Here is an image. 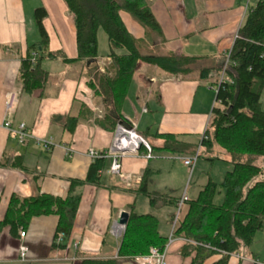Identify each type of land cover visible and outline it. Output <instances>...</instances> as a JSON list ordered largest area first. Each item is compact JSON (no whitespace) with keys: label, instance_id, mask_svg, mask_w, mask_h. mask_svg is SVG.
<instances>
[{"label":"crops","instance_id":"0c3cea01","mask_svg":"<svg viewBox=\"0 0 264 264\" xmlns=\"http://www.w3.org/2000/svg\"><path fill=\"white\" fill-rule=\"evenodd\" d=\"M190 1L193 0H151L149 5L163 38L156 48L147 52L164 49V54L207 58L208 64L217 65L231 52L254 0H199V7L196 8V4L192 17L188 18ZM39 8L47 12L43 24L49 36V52H62L68 59L78 56L75 23L63 0H0V220L4 219L13 196L24 199L40 192L68 197L71 181H85L88 177L93 164L89 151H108L115 138V132L105 131L92 121H83L70 137L55 122L58 117L77 114L79 103L95 111L82 64L46 58L42 68L49 74V79L44 89L32 94L25 92L19 73L30 48L41 41L35 21V12ZM130 23L138 31V37L124 22L128 31L136 40L142 41L146 30L137 22ZM109 53L99 54L98 65L102 70L111 64ZM215 82L213 78L202 81L199 72L176 76L141 63L123 106V114L153 146L160 148L162 142L152 136L171 134L203 154L201 144L215 107ZM12 93L17 95L18 104L15 111L9 113L7 96ZM6 121L15 125L25 123L33 137L20 144L4 128ZM39 140L53 142L54 146L47 151ZM223 155L218 151L211 159H223ZM17 157L23 158L25 171L12 167L11 163ZM157 160L142 156L123 159L122 171L130 177L128 182L110 174L111 164L107 160L100 186L85 185L75 190L82 201L66 251L52 249L59 218L53 215L39 217L32 219L23 240L19 235L14 237L8 229L0 232V264H81L87 258H115L118 264H138L136 260L117 257L125 233L116 234L115 227L126 205L138 197L130 189L138 188L144 172L150 169L154 176L161 173ZM179 201L177 199L176 204ZM21 243L29 249L26 263L17 257ZM181 247V242L171 247L169 264L192 263V258L183 259ZM66 257L71 261H57ZM219 258L215 255L206 264H213ZM255 258L261 260L253 243L248 255H233L228 264H253Z\"/></svg>","mask_w":264,"mask_h":264},{"label":"trees","instance_id":"16d2710c","mask_svg":"<svg viewBox=\"0 0 264 264\" xmlns=\"http://www.w3.org/2000/svg\"><path fill=\"white\" fill-rule=\"evenodd\" d=\"M73 17L78 47V56L68 59L62 52H49V36L44 28L47 12L39 8L35 21L41 41L30 48L22 61L19 80L27 94L44 89L49 74L42 68L44 59H61L66 64H82L87 86L92 91L94 102L100 103L105 116L93 121L94 111L79 103L77 114L67 118L58 117L65 134L73 137L83 121H92L108 132H115L119 124L131 128L132 124L123 114L134 75L141 63L157 67L170 75H190L199 72L200 79L217 81L225 70L230 83H224L216 91L215 107L201 147L206 153L216 147L226 155L221 160L232 168L227 172L221 187L225 190L222 205H215L218 185L210 180L196 199L188 198L182 207L174 230L175 243L181 242L180 253L192 258L191 264H206L213 256H220L213 264H228L231 256L249 250L258 233L264 231V0L250 8L246 20L231 50L230 60L224 58L217 65L208 64L207 58L189 57L167 53L156 55L141 53V47L162 41V30L149 5L150 0H63ZM127 13L146 30V37L136 40L122 20ZM105 32L109 45L111 64L104 71L99 63L100 30ZM33 54L37 58L33 61ZM226 67V68H225ZM216 85V82H215ZM153 139L162 146H153V153H169L192 156L196 147L171 134H155ZM203 154L200 153V158ZM106 159L93 161L85 181L72 180L68 197L60 198L43 193L20 199L13 196L8 204L0 232L8 229L17 237L25 232L32 219L57 216L59 223L52 249L66 251L67 241L75 228L82 198L75 194L78 187L100 186L101 173ZM12 167L25 171L23 158L17 157ZM154 172L147 169L137 189H130L136 196H146L152 207L161 209L172 205L177 208V199L157 192L149 186ZM1 202V199H0ZM126 232L122 237L118 258L135 260L146 257L152 248L163 250L169 241L159 232L157 217L139 215L130 208ZM176 214L172 216L175 221ZM173 224V223H172ZM64 236L63 243L57 240ZM174 243V244H175ZM173 244V245H174ZM172 245V246H173ZM171 246V247H172ZM170 247V250H171ZM169 250V253H170ZM169 260V255H168ZM81 264H118L114 259L87 258Z\"/></svg>","mask_w":264,"mask_h":264},{"label":"rangeland","instance_id":"374dc122","mask_svg":"<svg viewBox=\"0 0 264 264\" xmlns=\"http://www.w3.org/2000/svg\"><path fill=\"white\" fill-rule=\"evenodd\" d=\"M260 0H254L251 4V7H255ZM188 5V18L192 17L193 11L199 7V0L190 1ZM151 0L149 1V4ZM190 9V10H189ZM123 20L128 27V29L136 37H138V31L131 25L130 21L136 24V21L132 16L127 13H123ZM99 41V54L105 56L109 53V45L105 32L102 30L98 33ZM156 42L155 45L150 46L151 49L156 48L159 45ZM164 49H159L153 51V54L164 55ZM141 53L146 54L147 49L141 47ZM215 92H213L215 97ZM262 109L264 110V92L262 96ZM92 108L95 110L92 120L101 121L104 116V109L100 103H93ZM216 152H221L224 154L219 147H216ZM216 152L206 153L203 152V157L198 159V162L195 166L194 172L191 174L190 170L183 165L182 161L177 160L178 156L169 154V153H154V156L158 159L156 163L160 164L161 173L153 176L149 191L158 192L161 194H168L175 199H181L184 194H187L190 199H196L200 191L208 185V183L213 181L218 185L217 195L215 197V205H222L225 197V190L221 187L224 182V179L227 175V172L232 168L226 162L217 160L212 164L208 159L215 157ZM225 155V154H224ZM223 155V156H224ZM190 157V156H189ZM226 158V155H225ZM223 158V159H225ZM176 159V160H175ZM111 164V160L109 161ZM134 207V210L139 215H148L151 214L158 218L159 220V232L164 237H170L173 228V218L174 214L178 213V209L175 206L168 205L161 209H156L151 206L150 200L146 196H138L132 198V201L126 205L125 213L130 211V208ZM254 251L257 255L261 257V260H264V231L259 233L254 241ZM249 250H243L241 255H248Z\"/></svg>","mask_w":264,"mask_h":264},{"label":"built area","instance_id":"2783aa9c","mask_svg":"<svg viewBox=\"0 0 264 264\" xmlns=\"http://www.w3.org/2000/svg\"><path fill=\"white\" fill-rule=\"evenodd\" d=\"M238 37V35H237ZM236 37V39H237ZM231 52L227 55L226 66L230 60ZM37 58V54H33V61ZM226 68V67H225ZM102 70V69H101ZM104 71V70H102ZM224 83H230V80L226 77L225 70L222 72L219 79L216 81V91L220 88V86ZM18 104V97L16 94H9L7 96V111L9 113H13ZM146 112V110H145ZM4 128L9 132L11 137H14L18 140L20 144H25L30 138H32V133L29 131L28 126L25 123H20L15 125L12 121H6L4 123ZM207 139L206 136L203 137ZM41 145L45 150L49 151L52 146H54L53 142L39 140ZM144 151V153H143ZM88 156L94 161L97 159H106L111 160L110 166V174L113 176H117L124 182L130 181V177L123 173L122 171V161L126 157H139L142 156L147 160H153L156 157L147 142V140L139 134L137 131L136 125H132L131 128H127L124 125L119 124L115 131V138L112 144V147L108 151L98 152L96 150H90ZM200 158V153L196 152L194 155L190 157H178L177 160L182 161L184 166L187 167L191 174L194 172L195 166ZM188 197L187 194H184L183 197L177 204L178 213L176 214L175 221L173 222L172 232L169 237V241L163 250H159L157 248H152L149 252V255L146 257H141L135 259L138 264H169L168 255L170 247L175 243L174 238V230L177 224V221L180 217V213L183 205L187 202ZM126 231V226L117 224L115 227V232L118 235H123ZM26 237L25 232L20 233V238L23 240ZM64 236L62 235L57 242L63 243ZM29 249L24 244L21 243L18 248L17 257L20 262L26 263L29 260ZM57 261H71L67 257L59 259ZM253 264H264L263 260L253 259Z\"/></svg>","mask_w":264,"mask_h":264},{"label":"water","instance_id":"95a60500","mask_svg":"<svg viewBox=\"0 0 264 264\" xmlns=\"http://www.w3.org/2000/svg\"><path fill=\"white\" fill-rule=\"evenodd\" d=\"M128 220H129V214L123 212V213L120 215V218H119V220H118V224H119V225H123V226H127V224H128Z\"/></svg>","mask_w":264,"mask_h":264}]
</instances>
